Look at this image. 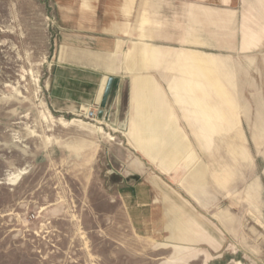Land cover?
Segmentation results:
<instances>
[{"label":"rangeland","instance_id":"1","mask_svg":"<svg viewBox=\"0 0 264 264\" xmlns=\"http://www.w3.org/2000/svg\"><path fill=\"white\" fill-rule=\"evenodd\" d=\"M59 2L0 0V264H264L261 3L246 5L244 34L230 37L238 51H225V36L210 50L182 51L181 66L191 53L219 62L214 71L194 76L185 66L176 84H144L159 95L141 98L147 114L91 119L92 110L63 113L48 98ZM211 84L224 99H213ZM152 107L172 123L157 125ZM236 128L240 148L228 142ZM199 169L205 186L194 198L185 184ZM133 174L141 179L123 178ZM141 187L159 188V204L137 208L153 198ZM152 207L165 210L164 226L150 220Z\"/></svg>","mask_w":264,"mask_h":264},{"label":"crops","instance_id":"2","mask_svg":"<svg viewBox=\"0 0 264 264\" xmlns=\"http://www.w3.org/2000/svg\"><path fill=\"white\" fill-rule=\"evenodd\" d=\"M59 1L63 4L59 15L61 30L47 92L51 107L63 113L89 109L97 113L137 111L147 114L144 110L148 106L140 102L141 98L155 102L159 95L155 88L150 85L145 87L144 84H176L181 68L183 70L185 66H193L194 76L202 77L205 71H214V63L217 61L191 53H198L197 49H212L215 41L222 36H225V51H238V43H231L230 37L244 34L241 28L250 11L246 5L257 1L264 7L262 0ZM249 45L244 42V49ZM183 50L191 53L183 55L188 63H182L181 66ZM163 68L174 70L168 80H165V75H161ZM111 78L113 86L106 108L103 109L101 105ZM180 89L187 91L185 85ZM197 100L198 96L193 97L190 102L197 106ZM155 105L160 108L158 103ZM161 110L152 107V111L157 113L152 120L157 125L164 126L170 121H167V111H163V108ZM183 145L184 142L180 139L181 153L184 152V148H181ZM143 158L148 163L156 162L149 157ZM188 176L190 180L185 188L195 198L205 186L203 171L199 169ZM123 178L141 179L137 174ZM193 186H198L199 189L193 190ZM137 190L142 196L153 197L148 202L138 203L137 208L149 207L152 203L159 204V188L141 187ZM208 206L210 205H206L207 213ZM162 208L165 209V205ZM162 208L152 207L150 220H160L164 226L166 212ZM151 226L156 228L159 225ZM173 226L181 227L179 224ZM134 227L136 231L139 230V226ZM204 244L209 245L208 240Z\"/></svg>","mask_w":264,"mask_h":264},{"label":"bare ground","instance_id":"3","mask_svg":"<svg viewBox=\"0 0 264 264\" xmlns=\"http://www.w3.org/2000/svg\"><path fill=\"white\" fill-rule=\"evenodd\" d=\"M214 74H215V72H214ZM216 81V80H215ZM215 84V83H214ZM216 84H219L218 82L216 83ZM211 85H213V84H211ZM214 86V88H212L213 90H215L214 92L217 94H215V93H213V94H215L214 96V100H219V99H224L225 98V94H222V93H224V92H222L221 93V91H223L222 89H221V91H219L220 90V88H218L219 86H222V85H219V86H217V85H213ZM211 87V86H210ZM224 87V86H223ZM223 87H221V88H223ZM211 89V90H212ZM202 108V107H201ZM205 108V107H204ZM220 115V114H219ZM221 126L223 125L222 123H224V125L225 126H227L228 125V121H226L225 120V111H223V114H222V117H221ZM211 125V124H210ZM207 126H208V124H207ZM99 129L101 130V128L99 127ZM240 129L239 128H236V129H234V133H235V135H233L232 137H230V139L228 138V142H229V144L230 145H233V146H236V147H238V148H240V147H242L243 146V138H242V136H241V132L239 131ZM102 131V130H101ZM241 150V154H242V156L244 157L245 156V154H246V152L244 153V151L242 150V149H240ZM239 151V150H238Z\"/></svg>","mask_w":264,"mask_h":264},{"label":"water","instance_id":"4","mask_svg":"<svg viewBox=\"0 0 264 264\" xmlns=\"http://www.w3.org/2000/svg\"><path fill=\"white\" fill-rule=\"evenodd\" d=\"M112 86H113V79L111 78L110 81H109V84L107 86V89H106V92H105V95H104V98H103V102H102V105L101 107L104 109L106 108V105H107V100L109 98V95H110V92H111V89H112ZM104 111H99L98 113V118L99 119H103L104 117Z\"/></svg>","mask_w":264,"mask_h":264},{"label":"built area","instance_id":"5","mask_svg":"<svg viewBox=\"0 0 264 264\" xmlns=\"http://www.w3.org/2000/svg\"><path fill=\"white\" fill-rule=\"evenodd\" d=\"M97 116H98V113H97V112H92V111H90V112L88 113V117L91 118V119H96Z\"/></svg>","mask_w":264,"mask_h":264}]
</instances>
